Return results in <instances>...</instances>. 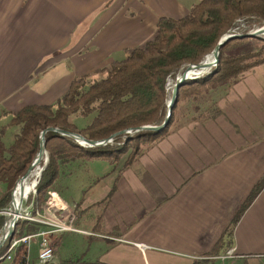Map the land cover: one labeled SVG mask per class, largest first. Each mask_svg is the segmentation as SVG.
Listing matches in <instances>:
<instances>
[{
  "label": "crops",
  "instance_id": "0c3cea01",
  "mask_svg": "<svg viewBox=\"0 0 264 264\" xmlns=\"http://www.w3.org/2000/svg\"><path fill=\"white\" fill-rule=\"evenodd\" d=\"M197 1L0 0V116L54 102ZM207 96L215 117L171 126L95 175L99 189L74 200L78 231L52 235L50 264H264V63Z\"/></svg>",
  "mask_w": 264,
  "mask_h": 264
},
{
  "label": "trees",
  "instance_id": "16d2710c",
  "mask_svg": "<svg viewBox=\"0 0 264 264\" xmlns=\"http://www.w3.org/2000/svg\"><path fill=\"white\" fill-rule=\"evenodd\" d=\"M240 21L244 23L242 33L264 25V0H198L183 17L158 18L152 38L130 50L125 57L96 70L105 72L104 77L93 79L91 76L96 71L76 76L67 91L54 102L30 104L18 111L6 112L11 117L0 129V209L10 208L18 180L27 173L40 149V134L44 129L58 127L100 140L124 129L161 124L171 93L168 81L179 75L187 64L202 61L220 37L235 29ZM263 63L264 38L243 37L227 41L219 50L214 73L187 80L181 85L170 121L160 131H141L131 137L118 134L111 143L99 147L81 146L71 137L48 132L46 147L49 161L36 185L37 206L47 190L56 189L63 164L78 159L119 161L131 141H155L165 136L174 123L177 126L215 117L219 108L208 98L209 90L217 85H231L247 70ZM182 100L186 105L181 108L178 104ZM10 128L14 129V134L8 142L5 138ZM140 152L139 147L135 148L133 156L127 157L125 164ZM259 188V184L252 188L225 233L231 232ZM31 198L30 195L28 201ZM31 209L19 220L15 237L42 227L35 223L40 211L35 209L33 216ZM5 219V215L0 217V229ZM9 242L0 251V256L7 252ZM26 254V247L21 246L16 254L19 264H26ZM208 263L204 259L193 261V264Z\"/></svg>",
  "mask_w": 264,
  "mask_h": 264
},
{
  "label": "water",
  "instance_id": "95a60500",
  "mask_svg": "<svg viewBox=\"0 0 264 264\" xmlns=\"http://www.w3.org/2000/svg\"><path fill=\"white\" fill-rule=\"evenodd\" d=\"M243 37L264 38V25L251 29L245 33L229 30L228 32H226L220 37L214 49L211 51V53H209V55H206L202 61L196 64H187L186 67L183 69V71L174 78V81L171 87L170 98L167 101L166 115L161 124L141 125V126L135 127L134 129L132 128L124 129L119 132L111 134L108 138H104L100 140L89 139L80 133L64 130L58 127H48L44 129L40 134V149L36 155V158L34 159L27 173L18 180L17 185L12 193V200L10 202V216L8 218L9 224L6 228L2 229V232H1L2 235L0 237V248L4 245V243L7 240L12 238L15 234L17 225L20 220L21 208H22L24 199L30 193V189L28 190L27 185L29 183V178L32 172L36 168L41 167V171L39 175L40 177L42 174V171L45 169L49 161L48 150L46 147V144H47L46 135L48 132L52 131V132H56L64 136L71 137L81 146L99 147V146H105L107 143H111L112 139L118 134H123V135L128 134V137H131L134 134L141 132V131H154V132L160 131L164 129L170 121L172 109L177 101L178 91L181 85L187 80H195V79L205 77V76H208L214 73L216 70L218 61H219V50L222 47V45H224L227 41L231 39L243 38ZM209 58L211 60H209ZM43 161L44 163L41 166ZM38 183H39V180L37 179L35 183H33V189L36 188V185ZM17 189L19 190V200L16 202L15 193Z\"/></svg>",
  "mask_w": 264,
  "mask_h": 264
},
{
  "label": "rangeland",
  "instance_id": "374dc122",
  "mask_svg": "<svg viewBox=\"0 0 264 264\" xmlns=\"http://www.w3.org/2000/svg\"><path fill=\"white\" fill-rule=\"evenodd\" d=\"M243 28H244V23L242 21H240V22H238L237 27L235 29H233V31L242 32ZM108 65L109 64H107L106 66H108ZM103 67H105V66H102L101 68H103ZM99 69L100 68H98L96 70H99ZM95 71H93V72H95ZM96 72L97 73H94L91 76L93 79H97V78H101V77L105 76V72H102V71L101 72L96 71ZM173 81H174V79H170L168 81L167 87L169 89H171ZM217 86H219V85H217ZM185 102H186L185 100H182V102H179V104H178L179 107H181V108L184 107L186 105ZM10 117L11 116L7 115L6 112L2 113V115L0 116V129H1L2 125L6 124L9 121ZM171 126L172 127L176 126V123L172 124ZM171 126H169V128H171ZM13 134H14V129L10 128L7 131L5 140L10 142L13 138ZM143 143H140V142L136 143L135 141L129 142V144L127 145V148H126V152L123 153L122 156H126V159L130 155L133 156V154H134L133 152L135 151V148L139 147L140 149H142L143 147L146 146V144H143ZM117 165H118V163L115 160H111V162H109V161L104 160V159L103 160H95V161H86L84 159H78V160H75L74 162L63 164L61 167L62 173H60L58 176V179H57L56 184H55L56 189H54V190L55 191L57 190L58 194L60 195V197L64 200V202L66 204H68V202L71 203L69 205L74 207V210H75L74 213L76 216L75 206H77L78 204H76L74 200L82 199V197H85V194L92 195V193H95L99 189L98 185L95 187L92 186L95 175L101 174L102 172H107V169L109 168V166L115 167ZM102 186L103 185H101V189H102ZM49 190H53V189H49ZM0 193H1V190H0ZM44 194H46V192ZM43 195L40 197L39 207L37 206V202L35 200L36 196H37V192H34L31 196L32 197L31 213L33 216H34L35 209H38L41 214L43 213V209H40V207L44 208V201L42 200ZM89 195H88V198L90 199L92 196H89ZM84 199H86V198H84ZM35 205H36V207H35ZM75 218H74V222H73V227L76 228V226H75V220L76 219ZM24 221L31 223L30 220H24ZM57 233H61V232H57ZM57 233H54V235ZM57 237L55 239L56 241H57ZM56 241H54V243ZM29 253L33 259L37 260V256H38L37 244H35V243L31 244Z\"/></svg>",
  "mask_w": 264,
  "mask_h": 264
},
{
  "label": "built area",
  "instance_id": "2783aa9c",
  "mask_svg": "<svg viewBox=\"0 0 264 264\" xmlns=\"http://www.w3.org/2000/svg\"><path fill=\"white\" fill-rule=\"evenodd\" d=\"M33 191L24 199L20 220H22V217L32 206V198L29 201L28 199L30 195L32 196ZM43 201V213L35 221L36 224H40L42 227L38 231L24 234L19 238H13L14 249L5 264H19L16 260V254L21 246H25L27 249V254L25 255L26 264H50L56 253V245L51 238L52 235L57 232L78 231V229L73 227L74 218L76 217L74 207L66 204L55 190H47V194L43 196ZM4 215L6 219L0 229V237L2 229L6 228L9 224L10 208L0 209V217ZM33 243L38 246L37 260L33 259L29 253L30 246Z\"/></svg>",
  "mask_w": 264,
  "mask_h": 264
},
{
  "label": "bare ground",
  "instance_id": "6f19581e",
  "mask_svg": "<svg viewBox=\"0 0 264 264\" xmlns=\"http://www.w3.org/2000/svg\"><path fill=\"white\" fill-rule=\"evenodd\" d=\"M209 60H211L210 58H209ZM173 84V83H172ZM41 165H43V164H41ZM40 171H41V167H39V168H36L33 172H32V174H31V176H30V178H29V183H28V185H27V188H28V190L30 189V192L31 191H33V183H35V181L38 179V177H39V175H40ZM34 192H36V188H35V190L33 191V193ZM15 199H16V202L19 200V190L17 189V191H16V193H15ZM32 208V207H31ZM30 208V209H31ZM29 209V210H30ZM28 210V211H29ZM28 211H27V213L26 214H28ZM25 214V215H26ZM23 218V217H22ZM13 238H19V237H15V235L12 237V238H10L9 240H7V241H10L9 242V244H8V249H7V252L4 254V255H2V256H0V264H5L8 260H9V258H10V253L13 251V249H14V239ZM7 241L4 243V245H3V247L0 249V251L4 248V246H5V244L7 243Z\"/></svg>",
  "mask_w": 264,
  "mask_h": 264
}]
</instances>
